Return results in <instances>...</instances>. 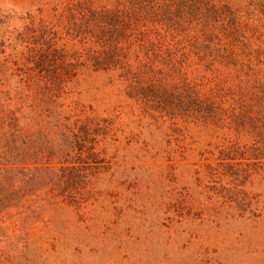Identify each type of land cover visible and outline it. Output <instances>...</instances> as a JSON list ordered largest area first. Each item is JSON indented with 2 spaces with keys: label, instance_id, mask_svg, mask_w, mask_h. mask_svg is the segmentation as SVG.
<instances>
[{
  "label": "trees",
  "instance_id": "trees-1",
  "mask_svg": "<svg viewBox=\"0 0 264 264\" xmlns=\"http://www.w3.org/2000/svg\"><path fill=\"white\" fill-rule=\"evenodd\" d=\"M0 33V223L121 160L238 217L264 187V0H31ZM82 191V192H81Z\"/></svg>",
  "mask_w": 264,
  "mask_h": 264
},
{
  "label": "rangeland",
  "instance_id": "rangeland-1",
  "mask_svg": "<svg viewBox=\"0 0 264 264\" xmlns=\"http://www.w3.org/2000/svg\"><path fill=\"white\" fill-rule=\"evenodd\" d=\"M29 9L31 0H0V33ZM120 154L111 171L85 178L83 192L96 196L79 211L0 223V264H264L263 186L252 189L256 211L238 217L197 195L188 164L159 177Z\"/></svg>",
  "mask_w": 264,
  "mask_h": 264
}]
</instances>
